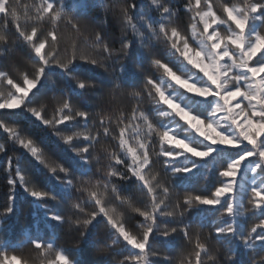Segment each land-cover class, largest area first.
I'll return each instance as SVG.
<instances>
[{"label": "snow or ice", "instance_id": "obj_1", "mask_svg": "<svg viewBox=\"0 0 264 264\" xmlns=\"http://www.w3.org/2000/svg\"><path fill=\"white\" fill-rule=\"evenodd\" d=\"M151 3L158 14L154 23L137 0H123L111 7L105 4V19L97 25L81 21L60 0H40L31 7L0 0V44H9L8 32L14 29L13 45L22 43L28 57L23 69L0 65V110H4L0 117L17 110L28 114L86 166L85 174L74 173L50 159L46 148L39 146L42 142L27 138L19 123L0 118V127L11 137L0 143V153L8 150L9 143L19 144L69 190L67 201L59 200L25 174L19 157L9 158L10 166L13 162L18 166L6 176L9 191L0 205V264H29L22 259V249L28 246L40 254L41 264H91L86 258L90 252L103 264H155L157 243L182 237L192 245L193 224L188 218L205 213H219L208 240L197 238L187 257L183 249L178 256H164L167 264H264V0H222L219 8L212 0ZM109 12L122 25L118 40L107 31ZM183 14L189 15L190 35L177 23ZM42 22L51 29L41 31ZM61 22L73 33L70 42H65ZM138 23L163 45L159 56L156 44L144 41ZM128 30L141 37L139 46ZM145 55L160 75L144 73L142 86H126L123 79L129 64L143 72L140 57ZM80 62L103 69L111 91L146 96L152 109L146 112L137 104L130 118L123 114L115 118L113 129L111 117L83 108L54 78L62 73L80 90L102 88L71 71ZM197 101L207 105L205 114L190 106ZM152 110L158 120L150 117ZM178 129L205 147L201 149ZM101 138L114 141L115 150L105 147L98 154ZM218 147L239 151L219 170L214 191H177V180L190 179L186 174L207 163ZM182 157L191 162L190 167L177 164ZM158 164L172 183L165 181L161 187ZM249 173L253 178L246 184ZM129 181L133 184L126 190ZM18 186L54 222L45 225L56 229V236H42L43 218L37 213L32 224L23 227L19 244L8 239L19 207ZM133 187L146 199L124 196ZM109 192L110 198L102 194ZM48 200L62 204L66 211L52 212ZM248 213L258 222L238 226L237 217ZM225 216L229 222L217 226ZM212 239L214 247L208 243ZM257 251L262 253L259 260ZM117 256L122 258L114 259Z\"/></svg>", "mask_w": 264, "mask_h": 264}, {"label": "trees", "instance_id": "obj_2", "mask_svg": "<svg viewBox=\"0 0 264 264\" xmlns=\"http://www.w3.org/2000/svg\"><path fill=\"white\" fill-rule=\"evenodd\" d=\"M60 2L63 3L67 11L72 12L73 10H75L76 16L81 21H94L98 25L105 19V4L111 7L116 3H122L123 0H60ZM137 2L138 4L143 5V11L145 15L150 21L154 23L158 19L156 6L151 3V0H137ZM163 2L168 3L169 0H163ZM212 2L216 5L217 8H219L222 0H212ZM234 2H238V0H234ZM12 3L28 5L29 7H31L34 4H39L40 0H12ZM171 3L178 5L179 0H171ZM189 19L190 18L188 14H183L179 16V18L177 19V23L182 29H186L187 33L190 35L191 25ZM0 24H2V21H0ZM121 26L122 25L118 23V21L114 19L109 12L107 31L112 34L114 39H119ZM60 27L64 32L65 42H70L73 37V33L70 29L65 27V22H61ZM137 27L139 31L145 33L143 39L146 43L156 44V51L159 56V54L163 52V45L150 35L148 29L144 26L143 23H138ZM39 29L41 31H49L51 29V25L42 22L39 25ZM2 31L3 28L0 27V32ZM128 31L129 38L136 41L137 46H139L141 37L133 36L131 31ZM8 35L9 44H0V65H18L21 69H23L28 64L27 49L22 43L19 42L13 45V41H15L16 39L14 29L10 28ZM5 57H8V59H5ZM165 58L167 59V57ZM140 65L144 70L143 72L138 71L131 64H129L123 79V83L126 86H142L144 82V73H148L149 75H153L156 77L160 75V72L157 71L155 66L150 63V58L146 55L140 57ZM71 71L76 75L82 76L86 78V80L95 82L98 85H102L103 87L80 90L77 88L76 84L72 82L71 79L65 77L62 73H60L58 76L54 75V78L57 79L61 84H63L65 88H67L72 98L79 101L83 108L90 112H99L105 117V119L111 117L113 119V129H115L116 127L115 118L120 116L121 114H123L125 117L130 118L131 109L135 108L137 104H139L141 109L145 110L146 112L149 109H152V103L146 96L134 98L120 91H111V80L108 77L107 73L103 71V69L97 68L94 65L80 62L79 64L74 65ZM37 91H39V89ZM190 106L201 114L206 113L207 105L202 104L199 101L191 103ZM2 111L4 110H0V112ZM3 115L4 117L0 118L9 120V122L19 123V126L26 130L24 135L27 138H33L41 141L42 143L39 146L46 148L47 155L50 159L56 162H62L65 166L72 169V171L76 174L86 173V166L79 160V157L72 151V149L68 145L62 143L49 131V129L43 127L39 122L35 121L28 114L21 113L19 110H17L15 112H5ZM149 115L153 120L159 119L158 117H156L154 110L150 111ZM178 131H180L182 135H187V138L192 140V142L195 145H198L201 149L205 147L202 142L196 140L191 135L184 133L183 129H178ZM101 139L102 143L98 146V154L102 153L105 147H110L115 150L114 141L104 140V138ZM5 140L10 141L11 137L7 133H5L3 127H0V143H4ZM78 143L82 144L84 142L79 141ZM5 147L8 148V150L5 153H0V205H3L7 196V192L9 191V189L5 187L7 183L6 176L8 172L12 171L15 167L18 166L15 164V162H13L11 166L9 165V158H12L13 156H17L20 158L21 164L19 166L25 169V174L35 179L36 184L39 187L54 193L59 198V200L65 202L67 201L69 190L66 189L60 182H58L46 168L38 164L34 160V158L31 157V154L27 152V150L21 148L19 144L15 145L13 143H9V145H5ZM156 150H159L158 145H156ZM238 151L239 150H226L223 147H218L216 153H214L212 157L208 158L207 163H205L202 167L197 168L193 173L186 174L190 179L177 180V191L182 192L184 189L203 191L205 193L214 191L215 187L218 186L217 177L219 170H221L222 167L225 166L227 162L238 153ZM103 163H107V161L104 160ZM177 164L181 166H191V162L185 160L183 157L177 162ZM157 169L161 172V187L164 186L165 181L172 183V181H170L168 177L163 175V171L162 169H160L159 164L157 165ZM206 176L208 177L206 187L201 189L200 184L204 183V179ZM193 177L194 179H191ZM16 178L18 179V177ZM252 178V174L249 173L248 180L245 181V183L250 184ZM132 184V181L125 182V189L127 190V188ZM102 194L105 197H111L110 192ZM159 194L160 193L158 192V195ZM129 195H134L137 201L146 199L145 194L141 192L138 187H133L131 191L124 193V196ZM170 198L172 200L175 199L174 192L171 194ZM16 199L19 207L17 208L16 216L13 218V230L8 233V239L13 244H19L20 241L23 240V227L25 225H31L34 219V215L37 213H39V215L43 218V223L39 226V230L42 236L46 238H52L58 234L56 229L45 225L54 222L48 221L46 219L44 209L39 208V205L34 200V198L31 197L27 192H25L22 187H17ZM46 203L49 205L52 212L63 214L66 211L62 204L57 203V201L55 200H48L46 201ZM218 215L219 213H213L211 215L205 213L201 216L189 217V221L193 224V228L191 230L193 236L192 245H188L182 237H177L175 240L161 241L157 243L156 248L159 255L153 257V259L155 260V264H167L164 256H178L182 249L184 250L185 257H187L188 253L192 251V247L194 246L197 238H199L201 242L208 240V233L212 231L213 222L216 221ZM229 220L230 218L228 216H225L222 221L217 222V226L223 223H227L229 222ZM256 222H258L257 219L252 216L251 213L237 217L238 226L242 224L245 227H250L253 223ZM168 223H173V221H168ZM201 224L203 225V228L197 227V225ZM93 231H95V229ZM101 231H103V229H101ZM208 243L214 247L215 239L209 240ZM261 255L262 253L257 251L255 259L259 260ZM86 258L91 260V264H103L102 260L99 262L97 261V259L99 258L95 256L94 252L88 253ZM121 258L122 256H117L114 259ZM22 259H27L29 261V264H41L40 254H38L32 246H28L22 249ZM244 259L247 260L248 257L245 256ZM208 264H211V262L209 261Z\"/></svg>", "mask_w": 264, "mask_h": 264}]
</instances>
